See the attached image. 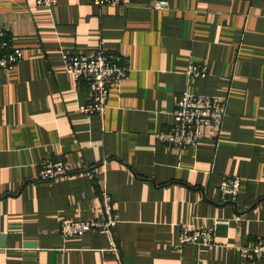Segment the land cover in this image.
<instances>
[{
	"label": "crops",
	"instance_id": "crops-1",
	"mask_svg": "<svg viewBox=\"0 0 264 264\" xmlns=\"http://www.w3.org/2000/svg\"><path fill=\"white\" fill-rule=\"evenodd\" d=\"M0 0V26L22 51L0 70V264H264L237 246L264 238V0ZM99 44L127 60L104 113L77 110L88 98L62 53ZM190 62L207 73L191 78ZM225 101L219 131L202 128L192 148L160 143L181 91ZM72 171L38 179L46 160ZM224 175L240 178L221 200ZM110 193L111 249L100 231L63 236L61 220L96 218ZM212 227L211 247L179 243L182 224Z\"/></svg>",
	"mask_w": 264,
	"mask_h": 264
},
{
	"label": "built area",
	"instance_id": "built-area-1",
	"mask_svg": "<svg viewBox=\"0 0 264 264\" xmlns=\"http://www.w3.org/2000/svg\"><path fill=\"white\" fill-rule=\"evenodd\" d=\"M36 6L50 8L56 0H35ZM98 7H113L130 5V0H92ZM168 6L164 0L154 2V8L163 9ZM22 51L15 46L8 32L0 26V70H11L21 60ZM64 68L72 80L77 83L85 81L88 88V98L77 110L87 115L103 114L107 107L109 86L111 82H120L128 72L127 60L119 54L107 49L102 44L95 48L76 54L62 53ZM191 78L202 77L207 73V66L202 63L190 62L185 70ZM226 114L225 101L209 94L194 93L189 90L180 92L173 110L174 123L166 130L155 133L158 142L177 148H192L202 138V128L212 127L219 131ZM72 169L62 159L42 162L38 179L51 181L70 173ZM240 178L222 176L219 189L221 200L233 202L240 189ZM100 212L96 218L70 221L61 220L59 231L63 236L84 234L100 231L108 235L112 250H116L113 228L116 224L113 200L107 189L99 191ZM214 229L212 227H192L182 224L179 233V243H194L211 247L214 244ZM242 258L256 259L264 254V238H259L237 246Z\"/></svg>",
	"mask_w": 264,
	"mask_h": 264
}]
</instances>
